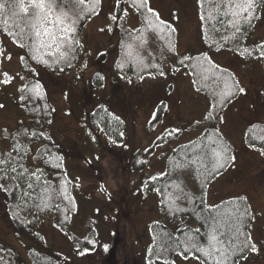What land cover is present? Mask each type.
Instances as JSON below:
<instances>
[{
  "label": "rangeland",
  "instance_id": "1",
  "mask_svg": "<svg viewBox=\"0 0 264 264\" xmlns=\"http://www.w3.org/2000/svg\"><path fill=\"white\" fill-rule=\"evenodd\" d=\"M22 1L31 6L35 1L43 4L47 0ZM86 1H90L93 15L81 35L83 54L77 69L57 73L49 68L47 59L64 54L62 39H67L73 30L52 7L43 9L41 45L45 58L33 70L24 64L25 50L10 37L0 36V150L4 152L8 148L10 134L24 121L20 91L30 88L28 83L34 75L43 88L35 85L32 94L38 97L44 93L53 109L44 133L61 149V164L74 183V198L78 202L71 218L64 222L62 218L65 231L56 227L52 216L44 220L41 231L46 238L45 251L57 257L56 264H149L146 261L150 243L148 225L160 217V211L158 197L143 193V178L163 174L172 149L194 140L202 132L210 102L202 89L195 86L188 71H174L172 61L166 65L172 54L169 40H163L153 27L144 26L137 0H132V5L128 0ZM147 1L152 11L173 27L168 34L178 54L192 53L193 58L200 60L205 57L236 79L230 76L231 85L221 91L218 79L212 81L215 92L220 91L215 94L219 104L223 106L227 98L236 99L220 113L208 115L205 121L213 125L218 122L233 159L232 166L219 173L209 187L207 203L214 206L243 198L250 205L251 247L239 264H264V64L259 59L248 58L237 43H231V50H219L211 42L205 43L200 0ZM231 4L232 25L238 26L239 17L248 21L253 18L251 39L263 38L264 0L261 4L259 0ZM119 12L125 17L126 26L139 32L124 49L117 22ZM157 57L165 64L159 70ZM100 105L120 119L123 128L117 121L107 132L97 130L90 117ZM185 123L191 127L170 146L156 143L165 131L172 129L175 135L174 131ZM113 128L117 132L122 129L120 136L113 135ZM218 153L221 160L222 154ZM137 154L145 161L140 171L132 164ZM184 179L191 188L198 189L200 181L196 172H186L181 182L185 183ZM90 220L95 221L96 230L93 249L81 252L68 232L82 233L85 237ZM29 239L18 237L7 213V197L0 189V247L17 252L23 260L15 259L16 264H34L28 255ZM205 256L210 259L207 263L194 258L173 264H215V259H221L216 255Z\"/></svg>",
  "mask_w": 264,
  "mask_h": 264
},
{
  "label": "trees",
  "instance_id": "2",
  "mask_svg": "<svg viewBox=\"0 0 264 264\" xmlns=\"http://www.w3.org/2000/svg\"><path fill=\"white\" fill-rule=\"evenodd\" d=\"M137 2L144 26L153 27L163 40H169L167 43L172 54L169 55L166 65L172 61L174 71H188L195 86L202 89L210 102V111L205 115L202 132L194 140L172 149L166 159L163 174L143 178V193H153L158 197L160 211V217L148 225L150 243L146 249V261L149 264H173L178 260L195 258L207 263L210 259L205 255L208 254L221 257L220 260L215 259V264H239L251 247L248 227L253 220V212L243 198L229 199L214 206L207 203L209 187L219 177V173L232 166L233 159L229 155L230 144L222 135L218 122H215L217 125H213V122L205 123L208 115L216 111L220 113L234 102L235 96L227 98L222 106L215 94L231 85L230 76L235 81L236 79L231 73L227 75L228 70L209 63L205 57L200 60L193 58L192 53L178 54L168 34L173 31V27L152 11L147 0ZM199 2L205 43L211 42L219 50H231V43H237L248 58L259 59L264 64V36L256 41L251 39L254 19L248 21L239 17L238 26L232 25L231 3H241V0ZM261 2L259 0V4ZM93 3L99 5L97 1ZM128 4L132 5V0H128ZM122 5L123 3L121 7ZM90 6V1L86 0H47L43 4L35 1L31 6L24 5L22 0H0V36L10 37L25 50L24 64L33 70L45 58L41 45V24L45 14L43 9L46 11L52 7L73 30L67 39H62L64 54L47 59L49 68L57 73L77 69L83 54L81 35L85 24L93 15L90 13ZM120 12L117 22L120 23L118 27L121 31V47L124 49L133 35L139 32H133L126 26L125 17L120 16ZM233 33L234 36L230 38ZM156 61L158 70L165 65L159 57ZM153 73L154 70H151L150 75ZM31 76L32 81L28 80L31 89L24 87L20 91L24 121L12 136L10 134L8 148L4 152L0 150V189L7 197V213L18 237L21 240H31L28 255L32 263L56 264L57 257L45 251L46 238L41 231V225L47 217L52 216L56 227L65 231L62 223L71 218L78 202L74 198V183L61 164V149L44 133V128L53 117L52 106L44 93L38 97L32 94L35 85L43 86L34 75ZM99 76L100 74L97 75ZM214 79H218L216 82L219 83L220 91L215 92V87L212 86ZM117 121H120L123 128V122L117 120L104 105L96 107L90 117V122L97 130L106 132L112 123L116 126ZM182 126L174 131L175 135H172V129L165 131L156 143L170 146L191 127L189 123ZM113 129V135L119 133L120 136L119 131L122 129L119 128L118 132L116 128ZM250 135L252 134H249L248 141L251 139ZM217 151L222 154L221 160H218ZM134 156L132 164L135 170L140 171L145 166L144 158L140 159L139 154ZM52 158L55 160L52 161ZM188 171L196 172L200 181L198 189L191 188L185 179V183L181 182V178ZM94 224V220L88 222V234L85 237L81 235L83 231L81 234L68 232L70 240L81 252L93 249L92 239L96 235ZM15 259L23 260L15 250H3L0 247V264H16Z\"/></svg>",
  "mask_w": 264,
  "mask_h": 264
}]
</instances>
